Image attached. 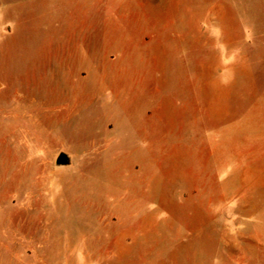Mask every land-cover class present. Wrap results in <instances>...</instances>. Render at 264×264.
I'll list each match as a JSON object with an SVG mask.
<instances>
[{
    "label": "rangeland",
    "instance_id": "374dc122",
    "mask_svg": "<svg viewBox=\"0 0 264 264\" xmlns=\"http://www.w3.org/2000/svg\"><path fill=\"white\" fill-rule=\"evenodd\" d=\"M83 1L52 15L48 60L0 64V239L38 238L40 264H264V48L176 29L171 0H96L88 29Z\"/></svg>",
    "mask_w": 264,
    "mask_h": 264
},
{
    "label": "crops",
    "instance_id": "0c3cea01",
    "mask_svg": "<svg viewBox=\"0 0 264 264\" xmlns=\"http://www.w3.org/2000/svg\"><path fill=\"white\" fill-rule=\"evenodd\" d=\"M94 1L96 0H85L88 29L93 27ZM107 1L113 3L117 13L126 8L128 2L134 15H140V10L147 7L146 2L140 3L139 12L134 13L131 5L134 0ZM72 2L73 0H0V64L3 60H48L47 50L51 48L53 32L61 34V28L52 25L51 17L61 13L66 6L64 4L69 5ZM98 3L99 0L97 12ZM171 3L172 25L178 30L185 25L188 32H194L195 18L202 16L204 32L235 34L229 40L221 37V47L245 48L250 45L251 48H264V0H171ZM156 15L157 23L162 24L158 20L159 14ZM4 87L0 77V109L3 105ZM12 236L4 233L0 239V264H40L34 262L37 257L34 256L38 249L36 247L40 246L37 244L38 238H33L28 249L23 244L21 247L11 248L9 242L15 241L14 238L10 239ZM260 253L259 248H223L202 254V260H197L198 256L194 255L189 264H259ZM45 257L47 256L43 254L44 264ZM81 257L83 258V252ZM174 262L167 261L168 264ZM64 263L69 264V260L65 258Z\"/></svg>",
    "mask_w": 264,
    "mask_h": 264
},
{
    "label": "water",
    "instance_id": "95a60500",
    "mask_svg": "<svg viewBox=\"0 0 264 264\" xmlns=\"http://www.w3.org/2000/svg\"><path fill=\"white\" fill-rule=\"evenodd\" d=\"M56 162L58 165H66L68 163L67 156L65 154H60Z\"/></svg>",
    "mask_w": 264,
    "mask_h": 264
}]
</instances>
